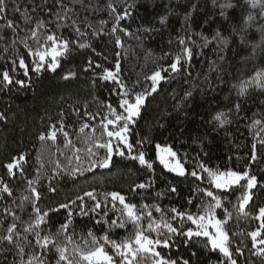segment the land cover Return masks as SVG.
<instances>
[{"label": "trees", "instance_id": "trees-1", "mask_svg": "<svg viewBox=\"0 0 264 264\" xmlns=\"http://www.w3.org/2000/svg\"><path fill=\"white\" fill-rule=\"evenodd\" d=\"M229 3L233 7H223ZM5 4L6 17L0 19V113L4 114L0 119V264H28L32 256L42 254L46 264H56L55 249L45 253L36 244V232L67 246L73 259L72 248L84 245L89 230L98 239L105 234L117 241L129 237L131 225L120 229L108 223L121 215L119 203L113 209L110 197L105 198L111 192H120L136 205L145 228L150 220H164L178 229H195L186 219H173L176 214L171 209L203 214L204 206L215 203L206 195L209 190L221 198L217 218L231 213L225 230L233 259L237 264H264L260 254L264 245L253 248L249 235L259 228L255 216L264 207V77L257 82V73H264V7L252 8L246 0H63V7L57 0H5ZM17 6L20 12L15 11ZM25 10L31 17L28 23L22 15ZM7 19L16 27L6 28ZM38 20L45 25L33 37L31 29ZM48 35L55 36L57 43L68 40V51L57 57L59 67L54 72L47 70L49 56L39 73L29 70L25 77L20 59L35 68L39 59L31 53L54 46ZM185 47L192 50L190 60L184 55ZM177 56L181 57L179 70L172 72L169 66ZM162 69H167L162 71L164 79L152 92L150 77ZM107 71L116 79L105 80ZM4 72L13 83L3 80ZM16 80H23L24 87ZM138 94L146 99L140 115L129 124L131 154L121 145L123 157L114 154L108 168L93 167L106 155V149L97 145L109 139L103 129V123L114 119L108 105L116 114L126 115L120 100L134 102ZM218 115L225 120L223 126ZM52 125H56V140L41 141L39 136H47ZM61 126L66 137L59 131ZM108 128L115 130L112 125ZM156 145L174 150L187 173L168 171L158 161ZM141 151L151 169L130 158ZM20 156L24 159L9 174L6 165ZM204 169L247 171L256 176L247 215L239 209L246 181L220 191L211 185ZM193 171L199 178L191 175ZM140 184L145 187L139 188ZM5 185L10 195L2 191ZM32 188L39 192V200ZM85 192L96 195L101 209L90 210L96 201ZM33 206L47 213L38 228L29 227L35 224ZM13 223L17 235L9 243L3 237ZM64 223L66 231L61 230ZM157 250L177 264L184 260L229 264L222 253L211 250L205 237L174 235L170 247ZM147 264H152L151 259Z\"/></svg>", "mask_w": 264, "mask_h": 264}, {"label": "snow or ice", "instance_id": "snow-or-ice-1", "mask_svg": "<svg viewBox=\"0 0 264 264\" xmlns=\"http://www.w3.org/2000/svg\"><path fill=\"white\" fill-rule=\"evenodd\" d=\"M57 3L63 7V0H57ZM246 3H249L250 7L256 8L257 6L264 7V0H246ZM111 8V5H108ZM223 7H233L232 4H225ZM15 11L20 12V8L17 6ZM25 13L24 15L25 22L28 23L31 21V17ZM34 11V9H33ZM113 11H115L113 9ZM264 15V12L261 13ZM59 16V13L57 14ZM6 17V4L5 0H0V19H5ZM252 19L251 16L248 18ZM45 25L44 21H36V27L31 29V34L33 37H36L37 30L43 28ZM6 28H15L16 24L13 20L7 19ZM79 32V28L76 29ZM113 31H116L113 28ZM48 41H52L53 45L50 50L40 51L37 50L35 53H31L36 55L39 59V63H36L35 68H31L29 65H26L24 59H20L19 66L24 69L23 75L27 77L29 75V70L39 73L41 69L44 67V61L47 57H51V62L47 66V70L55 71L57 67H59V63L57 57L63 55L69 49V41L63 40L57 43V38L53 35H48L46 37ZM120 41H117L119 44ZM181 45L185 43L183 39L179 41ZM80 47H86V45L81 44ZM184 55L190 60L192 57V50L185 47L183 49ZM181 57L177 56L175 62L170 64V69L172 72H177L179 70ZM91 63V62H89ZM119 64L116 65L117 72L119 71ZM162 71H167V69H162L161 71H156L150 77L152 81L151 91H156L157 84L164 79L162 76ZM71 75V74H70ZM264 77V73H257V82H259L260 78ZM68 76H65L64 79H68ZM105 80H115L116 75L112 71H107L103 77ZM3 80L8 84L13 83L12 78L10 77L8 72L3 73ZM16 84L24 87L25 82L23 80H16ZM119 83V81H117ZM123 87V85H121ZM241 94H244V90H241ZM127 95V93H125ZM146 99V95L138 94L135 96L134 102H130L129 99L122 98L119 102V107L123 108L126 112V115L116 114V110L108 105L110 112L114 116V119H108L106 123H103V129L109 138L106 143L98 144L99 148L106 149L105 157L97 161L92 166H98L100 168H108L110 166V162L112 160L113 155H119L123 157L125 155L124 150L121 148V145L124 146L131 154L132 144L129 143L128 140V132H129V124L134 122V118L140 115V109L142 105H144ZM237 109H239V105H236ZM0 119H4V114L0 113ZM217 121L221 126L225 123V120L221 118V115L216 117ZM259 123V121H257ZM114 126L115 130H109L108 126ZM84 127H88L87 124ZM84 128H81L83 131ZM59 131L64 132L63 126L60 127ZM65 137L68 135L64 132ZM57 138V130L56 125H52V130L48 132V135L41 134L39 139L44 141L46 139L56 140ZM113 140L116 141V144H113ZM71 143V141H69ZM264 143V141H262ZM255 145H253V150H255ZM89 152L91 150L89 149ZM157 158L159 162L164 165V167L170 172H176L180 176L185 175V169L180 164L178 160H175L176 153L170 147H161L160 145H156ZM132 160H138L140 165H144L147 168L151 169L153 165L145 158L144 152H139L137 156H130ZM24 157L20 156L17 160H14L11 163L6 165L7 171L9 174H12L13 169L19 166V161L23 160ZM80 157H77L79 160ZM252 159L255 160V151L252 153ZM175 161V162H173ZM201 167H203L201 165ZM88 170H91L89 168ZM75 171H80V169H75ZM208 173V177L210 179V183L217 190H226L232 188L234 185H240L241 181H246L245 191L240 197L239 209L243 215H247L245 211L246 206L252 199L251 189H253L257 184V178L254 175H249L247 171L237 172L233 170H228L226 172L213 171L210 169H204ZM193 177H197V173L193 171L191 173ZM199 178V177H197ZM29 183H33L29 181ZM139 188H144V184L138 185ZM173 192L176 191L175 188L171 189ZM3 192L9 193V189L7 185H5L2 189ZM54 191V189H53ZM32 195L36 200H39L40 194L37 192L35 188L31 189ZM85 196L90 197L93 201H96L94 206L90 209L95 212L97 209H101V202L97 200L96 195L93 192H85ZM206 195L215 202L209 203L204 206L206 210L203 211V214L192 215L190 213L185 214L182 211H178L176 208H172L171 212L176 215L173 219H180L181 221L187 220L190 221L192 225H195V229L192 227L187 228V230L178 229L174 227L168 221L162 220L160 223H156L155 221L150 220L147 223L146 228L142 224L143 214L136 210V205L126 201L124 195L120 192H111L106 193L105 198L110 197L113 209L116 208V203L118 202L121 206L120 208V217L118 220H113L109 218L108 223L111 228H120L125 229L129 225L132 226V233L129 237L125 238L122 241H117L111 238L109 234H105L99 239L95 236V234L89 230L87 233L88 239H85L84 245L81 246L79 244L74 245L72 248L73 257L76 259L70 258L68 255L69 249L67 246H60L55 243V240L51 239L50 235L40 236L39 232H36V244L44 250V252L51 251L53 248L55 249L54 255L56 256V264H147V261L151 259L152 264H177L176 260L165 258L161 255L158 248H168L170 247L171 237L174 235H182L191 239L192 237H205L207 238V243L211 245V250H218L219 253L223 254V257L229 262V264H237V260L233 259V251L230 249V241H229V233L225 230V225L228 220L231 219V213H227L223 219L217 218L215 209H218L222 206L221 198L217 197L213 191L209 190L206 192ZM25 199H28L27 197ZM78 199L82 200V197H78ZM75 203V201H73ZM34 207L35 210V224L30 225V228H38L41 224L45 222V217L47 213L41 214V210L38 207ZM61 208H67V204H61ZM81 211L83 215H87L88 212L84 211L83 204L80 205ZM107 205H105V208ZM147 207L146 205L144 206ZM156 211H161L160 208H156ZM104 215H107V211L103 212ZM69 216L72 215L71 212L68 213ZM148 217L152 216V212L147 213ZM257 220L260 221L259 228L255 231L249 233L252 240V247L256 248L258 245H264V238H260L262 234H264V207H259L257 215L255 216ZM97 223H102V221L97 220ZM17 225L15 223L11 224L7 228V235L3 237L4 240L12 243L14 237L17 235L15 230ZM68 228V224L64 223L61 225V230L66 231ZM161 229H165L166 231H161ZM24 231L29 232V228H25ZM152 232H156L157 236L153 238L151 236ZM59 233H57L58 235ZM260 238V239H258ZM68 242L72 243L71 237H68ZM239 251V249H236ZM19 253H23V248L19 249ZM260 254L264 255V248L260 249ZM46 264V260L44 259L43 254L39 257L32 256L28 260V264ZM183 264H189V261L184 260ZM218 264H223V262H218Z\"/></svg>", "mask_w": 264, "mask_h": 264}, {"label": "rangeland", "instance_id": "rangeland-1", "mask_svg": "<svg viewBox=\"0 0 264 264\" xmlns=\"http://www.w3.org/2000/svg\"><path fill=\"white\" fill-rule=\"evenodd\" d=\"M158 85V84H157ZM157 87V86H156ZM143 106V105H142ZM163 148V147H162ZM174 151V150H173ZM175 152V151H174ZM176 153V152H175ZM175 160H178L179 162H180V160H179V158H178V156H177V154H176V157H175ZM158 161H159V159H158ZM173 162H175V161H173ZM180 164L184 167V165L180 162ZM164 166V165H163ZM184 169H185V174L187 173V170H186V168L184 167ZM172 173H174V174H176V175H178L176 172H172ZM242 182H244V181H241V183ZM234 186H236V185H234ZM255 188V187H254ZM253 188V189H254ZM230 189V188H229ZM229 189H226V190H223V191H227V190H229ZM253 189H251V196H252V190ZM220 191H222V190H220ZM248 206V205H247ZM246 206V207H247ZM246 209V208H245ZM258 239H260V238H258Z\"/></svg>", "mask_w": 264, "mask_h": 264}]
</instances>
